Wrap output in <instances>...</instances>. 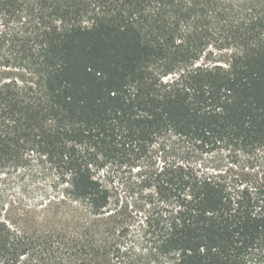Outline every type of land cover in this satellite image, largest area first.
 <instances>
[{
	"label": "trees",
	"instance_id": "trees-1",
	"mask_svg": "<svg viewBox=\"0 0 264 264\" xmlns=\"http://www.w3.org/2000/svg\"><path fill=\"white\" fill-rule=\"evenodd\" d=\"M0 264H264V0H0Z\"/></svg>",
	"mask_w": 264,
	"mask_h": 264
},
{
	"label": "rangeland",
	"instance_id": "rangeland-1",
	"mask_svg": "<svg viewBox=\"0 0 264 264\" xmlns=\"http://www.w3.org/2000/svg\"><path fill=\"white\" fill-rule=\"evenodd\" d=\"M208 157H213L214 159L217 160H222V159H226V154L223 152H214V153H210L209 155H207ZM228 159V158H227ZM226 159V160H227Z\"/></svg>",
	"mask_w": 264,
	"mask_h": 264
}]
</instances>
